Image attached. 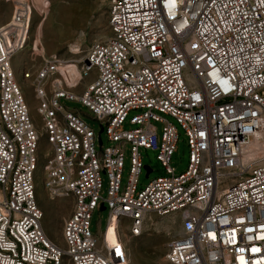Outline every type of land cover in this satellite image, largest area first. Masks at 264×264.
<instances>
[{
  "label": "built area",
  "instance_id": "2783aa9c",
  "mask_svg": "<svg viewBox=\"0 0 264 264\" xmlns=\"http://www.w3.org/2000/svg\"><path fill=\"white\" fill-rule=\"evenodd\" d=\"M101 1L109 35L80 56L22 69L39 120L13 63L32 5L18 0L0 26V264H131L122 238L108 239L109 223L129 219L138 235L152 215L181 218L170 264H264V0ZM64 99L86 105L103 130ZM168 116L187 135L182 171L171 164L180 130ZM42 134L43 185L72 201L63 244L47 232L37 196ZM143 148L166 173L140 186L154 169ZM106 207L100 235L92 214Z\"/></svg>",
  "mask_w": 264,
  "mask_h": 264
},
{
  "label": "rangeland",
  "instance_id": "374dc122",
  "mask_svg": "<svg viewBox=\"0 0 264 264\" xmlns=\"http://www.w3.org/2000/svg\"><path fill=\"white\" fill-rule=\"evenodd\" d=\"M18 0H0V26L7 24L13 14ZM33 7L29 37L26 44L18 51L13 59L18 72V78L26 91V98L33 115L39 120L36 106L37 100L33 86L22 78L25 65H38L45 57L60 54L65 57L80 56L95 39L105 38L110 34L108 25V8L101 0H27ZM78 49V50H77ZM63 103L69 108L80 110L84 119L97 131L100 121L95 118L86 105L80 101L64 99ZM180 130L178 148L174 152L171 164L178 171L185 170L189 162V145L187 135L181 125L172 116H168ZM39 122V121H38ZM40 132L44 129L37 124ZM129 126V124H127ZM161 128L162 123H158ZM105 144L108 143L106 134L102 133ZM40 167L37 177V196L44 209V226L49 235L58 243L63 244L62 226L68 211L72 209V201L68 198H50L42 181V163L47 154L46 135H41ZM128 151V150H127ZM145 163L154 169L146 175L144 169L140 174V186L147 184L152 178L166 173V167L157 157V151L150 148L141 150ZM130 166L129 152L125 157L124 181ZM108 176L103 173V195L107 194ZM109 217V207L95 209L91 219V229L100 234L104 230ZM129 219L122 223L115 222L109 228L108 239L111 242L122 240L126 244L127 254L131 264H170L165 257L169 241L177 235L182 226L178 215H152L144 220L141 234L133 235ZM170 224V227L167 225Z\"/></svg>",
  "mask_w": 264,
  "mask_h": 264
},
{
  "label": "bare ground",
  "instance_id": "6f19581e",
  "mask_svg": "<svg viewBox=\"0 0 264 264\" xmlns=\"http://www.w3.org/2000/svg\"><path fill=\"white\" fill-rule=\"evenodd\" d=\"M77 50H78V49H77ZM117 221H118V220L115 219V220H113V221H111V222L109 223V226H108V228H107V235H109V233H108V232H109V228H111L112 226H114L113 224H114L115 222H117ZM170 226H171L170 224L167 225V227H170ZM143 229H144V225H142V231H143ZM142 231H141V233H142ZM141 233H140V234H141Z\"/></svg>",
  "mask_w": 264,
  "mask_h": 264
},
{
  "label": "crops",
  "instance_id": "0c3cea01",
  "mask_svg": "<svg viewBox=\"0 0 264 264\" xmlns=\"http://www.w3.org/2000/svg\"><path fill=\"white\" fill-rule=\"evenodd\" d=\"M71 210H72V209H70V210L68 211V215L71 213Z\"/></svg>",
  "mask_w": 264,
  "mask_h": 264
},
{
  "label": "water",
  "instance_id": "95a60500",
  "mask_svg": "<svg viewBox=\"0 0 264 264\" xmlns=\"http://www.w3.org/2000/svg\"><path fill=\"white\" fill-rule=\"evenodd\" d=\"M103 130V127H101L100 132ZM104 207V206H103Z\"/></svg>",
  "mask_w": 264,
  "mask_h": 264
}]
</instances>
